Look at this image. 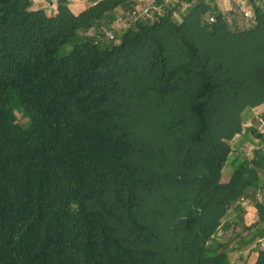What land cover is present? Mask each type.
Here are the masks:
<instances>
[{"label":"trees","instance_id":"obj_1","mask_svg":"<svg viewBox=\"0 0 264 264\" xmlns=\"http://www.w3.org/2000/svg\"><path fill=\"white\" fill-rule=\"evenodd\" d=\"M175 2L0 0V264L233 263L214 237L264 186V134L233 155L264 103V11Z\"/></svg>","mask_w":264,"mask_h":264},{"label":"crops","instance_id":"obj_2","mask_svg":"<svg viewBox=\"0 0 264 264\" xmlns=\"http://www.w3.org/2000/svg\"><path fill=\"white\" fill-rule=\"evenodd\" d=\"M65 1L73 13L79 14L99 0ZM218 2L224 9H230L233 6V2L229 0H218ZM33 5L35 8H43L47 11L51 8L57 10L59 0H33ZM120 9L122 8L118 9V13L120 12ZM251 118L252 111L246 116L244 123L249 122ZM258 138L259 137L251 131H248L246 134L237 135L234 142V151L236 150L237 152L233 153V155L240 154L239 152H241L237 146L240 147V150L246 149L247 147H255V149L259 148ZM255 190L256 188L248 190L245 196H248L250 200H248L245 205L239 202L240 207L231 208L219 230V236L223 235L224 237L226 234H229V237L232 236L231 238L222 240L221 242H231L229 247L233 248V251L230 253V256L233 255L231 260L232 262L235 261V264H241L246 260L254 261L257 258L256 248L258 246L264 248V233L262 235H256L257 231H264V222L259 223V215L256 206L257 200H251V198H254L255 196ZM239 203L237 202V205Z\"/></svg>","mask_w":264,"mask_h":264},{"label":"built area","instance_id":"obj_3","mask_svg":"<svg viewBox=\"0 0 264 264\" xmlns=\"http://www.w3.org/2000/svg\"><path fill=\"white\" fill-rule=\"evenodd\" d=\"M151 1L153 4L147 9H145V11L142 14L145 13L149 15L150 9L157 8L154 4L155 0H151ZM229 1L233 2V6L230 9H234V11H237L242 18L248 21L253 22L256 20V8L255 7L257 5L261 7V9L264 11V0H229ZM230 9H227V10H230ZM48 13L54 14L56 13V9L51 8L48 10ZM132 14L135 16L136 12L133 11ZM208 18L210 20L214 19L212 16H209ZM117 21H120V20L118 19ZM105 35L108 37H113L114 36L113 30L112 29L106 30ZM249 127H254L258 133L264 134V103L253 109L251 120L249 122L244 123V128L240 134H246L247 129ZM258 142H259V147H261L262 142L260 138H258ZM255 198H257L259 202H264V186H261L257 189ZM243 200L244 198L242 197L239 202H242Z\"/></svg>","mask_w":264,"mask_h":264},{"label":"rangeland","instance_id":"obj_4","mask_svg":"<svg viewBox=\"0 0 264 264\" xmlns=\"http://www.w3.org/2000/svg\"><path fill=\"white\" fill-rule=\"evenodd\" d=\"M130 1L132 2V9H133V11L136 12V15L137 14H142L145 11V9H147L148 7H150L153 4L151 0H130ZM164 1L166 3H176L175 2L176 0H164ZM133 11H131V14L133 13ZM127 12H128L127 9H125V10L124 9H120L119 18H118L120 21H117L118 20L117 19L115 21V23H113V25H112V27H113L112 28L113 29V33L115 32L117 35H120L122 33V30L127 26L126 23H125L126 22V19L127 20H130L132 18V16L129 13H127ZM238 20L241 22L242 20L244 21V18H242L241 16H239ZM90 31H91V33H93V30L92 29ZM19 117H20V120L21 121H25L26 120L24 117H22V115L20 113H19ZM237 147L239 148V151H241L239 153L242 156H245V157H252L253 156V153H254L253 152L254 151L253 149H255V147H253V148L247 147L246 149H241V150H240V147L239 146H237ZM235 152H237V151L235 150L234 153ZM231 170H232V168H231L230 164L228 163L227 166L224 169V177H226L227 175H229ZM243 198H244V200L241 203L243 205H245L246 202L248 200H250V198H248V196L247 197L244 196ZM251 200L252 201H255V200H257V198H255V196H254V198H251ZM219 233H220V231H218V233L215 235L214 242L216 240H217V242L218 241H222V240H227L228 238H231L232 237V236L229 237V234L224 235V237H223V235H220L219 236ZM230 243H229V245H230ZM232 256L233 255H231V257ZM235 263L236 262L233 261L232 264H235Z\"/></svg>","mask_w":264,"mask_h":264}]
</instances>
